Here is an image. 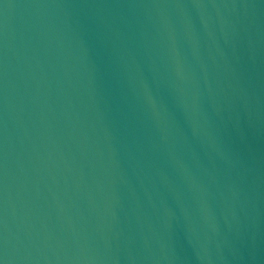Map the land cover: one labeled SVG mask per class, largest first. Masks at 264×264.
<instances>
[{
	"label": "water",
	"instance_id": "95a60500",
	"mask_svg": "<svg viewBox=\"0 0 264 264\" xmlns=\"http://www.w3.org/2000/svg\"><path fill=\"white\" fill-rule=\"evenodd\" d=\"M0 264H264V0H0Z\"/></svg>",
	"mask_w": 264,
	"mask_h": 264
}]
</instances>
